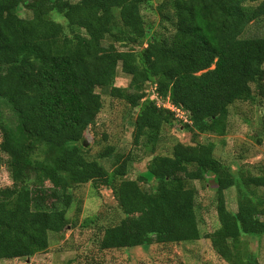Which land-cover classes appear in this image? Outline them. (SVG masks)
Masks as SVG:
<instances>
[{"label":"trees","instance_id":"16d2710c","mask_svg":"<svg viewBox=\"0 0 264 264\" xmlns=\"http://www.w3.org/2000/svg\"><path fill=\"white\" fill-rule=\"evenodd\" d=\"M24 1L0 0V98L17 117L15 130L0 122V154L7 155L12 182L0 189V260L44 252L49 235L65 229L73 196L62 174L112 190L124 218L102 230L100 251L148 245L153 235L164 243L197 241L196 189L170 175L186 167L192 180L213 186L217 200L219 227L206 238L223 262L202 264H257L242 237L264 235V168L237 178L214 156V144L195 136H225L230 107L264 97V35L246 34L264 25V0H161L164 30L140 13L148 0H52L65 25L35 5L30 18L10 15ZM118 68L130 76L127 87L114 84ZM150 84L187 113L190 123H179L194 144L175 142L134 180L126 178L130 158L117 156L109 173L98 160L115 148L89 159L81 143L103 107L96 90L137 109L133 143L145 139L143 146L155 151L161 128L178 121L146 92ZM154 181L149 190L141 186ZM234 186L238 203L230 211L225 192Z\"/></svg>","mask_w":264,"mask_h":264},{"label":"rangeland","instance_id":"374dc122","mask_svg":"<svg viewBox=\"0 0 264 264\" xmlns=\"http://www.w3.org/2000/svg\"><path fill=\"white\" fill-rule=\"evenodd\" d=\"M52 0H25L10 15L17 18H30L33 11L30 5L46 18L65 25L61 13L53 9ZM75 5L81 0H68ZM161 0H148L142 3L140 13L151 28L164 30L167 23L162 22L156 7ZM169 27V26H168ZM249 36L264 35L263 24H253L246 32ZM119 48V46H118ZM130 76L120 68L117 71L115 86L127 87ZM254 89L255 86L251 85ZM100 93L103 107L81 140L89 159H96L107 146H113L115 153L98 161L107 172H111L119 163L117 156L130 158L126 178L134 180L146 171L155 155H169L175 142L193 145L192 135L175 120L169 126H163L155 141V151L150 146L133 143L134 122L136 110L131 109L125 102L110 97L107 91L96 90ZM0 122L9 128L17 129V117L9 105L0 98ZM0 131V141H1ZM195 141L214 144V156L224 163L230 172L238 178L246 171L256 174L260 167L264 168V97L255 96L254 102H236L229 109L228 131L225 136L217 137L209 134L195 136ZM0 189L12 185L5 161L7 155L1 153ZM121 161V158H120ZM170 173L186 179L196 189L195 212L201 238L187 243H164L157 235L151 236L148 245H138L132 248L111 249L100 251L98 240L102 230L107 226L117 224L124 218L115 200L112 190L99 181L84 184H74L62 174L63 185L72 193L73 200L67 212V226L59 234H50L49 247L46 251L33 257L14 260H0V264H202L205 262L221 263L223 259L212 247L206 236L219 227L217 217V200L213 186L205 182L192 180L190 168L180 167L178 172ZM210 175V174H208ZM29 181L36 178L30 172ZM141 184L149 190L155 186ZM44 185L52 187L50 179H45ZM227 207L236 211L238 190L236 186L225 192ZM264 219V218H263ZM247 251L256 258L257 264H264V235L243 236Z\"/></svg>","mask_w":264,"mask_h":264},{"label":"built area","instance_id":"2783aa9c","mask_svg":"<svg viewBox=\"0 0 264 264\" xmlns=\"http://www.w3.org/2000/svg\"><path fill=\"white\" fill-rule=\"evenodd\" d=\"M146 92L153 93L152 96L153 99L156 100V105L172 112L178 122L190 123L187 113L181 107L171 103L169 97L163 98L158 93H156V86L154 84H150L146 89Z\"/></svg>","mask_w":264,"mask_h":264}]
</instances>
